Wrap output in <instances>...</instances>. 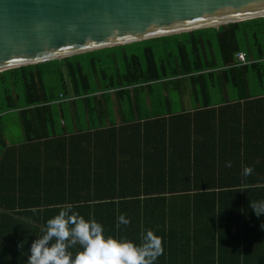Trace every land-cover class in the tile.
Masks as SVG:
<instances>
[{"label":"trees","instance_id":"16d2710c","mask_svg":"<svg viewBox=\"0 0 264 264\" xmlns=\"http://www.w3.org/2000/svg\"><path fill=\"white\" fill-rule=\"evenodd\" d=\"M167 40L175 51L161 55ZM135 44L141 55L128 52ZM237 52L249 62L236 65ZM0 92V116L21 109L23 130H77L61 144L85 147L62 158L90 160L88 180L43 183L40 204L24 200L37 211L0 212V264H27L68 204L107 236L139 243L152 230L164 247L156 264H264V214L250 206L264 200L263 17L3 70Z\"/></svg>","mask_w":264,"mask_h":264},{"label":"water","instance_id":"95a60500","mask_svg":"<svg viewBox=\"0 0 264 264\" xmlns=\"http://www.w3.org/2000/svg\"><path fill=\"white\" fill-rule=\"evenodd\" d=\"M264 18V0H0V71Z\"/></svg>","mask_w":264,"mask_h":264},{"label":"crops","instance_id":"0c3cea01","mask_svg":"<svg viewBox=\"0 0 264 264\" xmlns=\"http://www.w3.org/2000/svg\"><path fill=\"white\" fill-rule=\"evenodd\" d=\"M58 98L57 101L50 104L51 110L56 113V116L53 115L56 120H53L52 128L55 124L59 128L62 127L63 121L59 119L56 108L63 101V98L60 94ZM184 100L186 99L184 98ZM20 110L9 111L4 114L14 112L21 126ZM35 120L38 121L39 116ZM45 122H48L47 117H45ZM37 125L40 126L38 123ZM0 127L2 128L0 137L3 138V144L0 141V151L7 152L6 158L3 160L0 158L1 213L11 215L15 212L24 213L27 209H35L34 207L40 204L43 197L41 191L43 183L62 182L65 177L69 176L74 177L71 182H76L75 179L82 182L90 178V175L84 171L90 161L87 157L65 160L61 155V152L68 149L81 151V148L85 147L74 143L69 144V146L66 143L61 144L62 138H69L77 130H41L40 128L39 130H23L21 126V130L13 134L11 133L12 130H4L2 125ZM216 132L220 133L221 130H216ZM44 189L49 191V185H45ZM27 199L33 203L34 207L27 208L24 204V200ZM18 205H21L22 208L17 207ZM7 225V229H12L18 224L8 222Z\"/></svg>","mask_w":264,"mask_h":264},{"label":"clouds","instance_id":"9594fccd","mask_svg":"<svg viewBox=\"0 0 264 264\" xmlns=\"http://www.w3.org/2000/svg\"><path fill=\"white\" fill-rule=\"evenodd\" d=\"M225 167H231V162ZM251 172V167L243 170L245 176ZM250 206L257 216L264 214V200ZM118 220L122 225L130 223L123 214ZM76 246L79 251L74 255L70 249ZM163 252L162 238L152 230H147L139 243L107 236L101 223L86 219L68 204L46 221L44 234L31 244L27 264H156Z\"/></svg>","mask_w":264,"mask_h":264},{"label":"rangeland","instance_id":"374dc122","mask_svg":"<svg viewBox=\"0 0 264 264\" xmlns=\"http://www.w3.org/2000/svg\"><path fill=\"white\" fill-rule=\"evenodd\" d=\"M174 41H171V40H167V41H164V42H159L156 44V46H159V48L157 49V52L161 55H164L166 54L167 52H170V51H175V47H174ZM161 43H165L166 46L165 47H162V44ZM143 44V43H142ZM142 44H135L133 46L132 49L128 50V52H132V53H135V54H138V55H141V52H142ZM169 46H172L169 47ZM214 57L215 59H218L219 58V55H218V51L215 50L214 51ZM58 87L55 86L54 87V91L55 93H57L58 91ZM0 95L1 97L3 98L4 94L2 92H0ZM22 103L21 101L19 102V104ZM174 108H176V106H174ZM0 125H2L4 128V130H12L11 133H17L18 130H21V126L19 124V120H18V117L15 115V113H9V114H4L1 118H0ZM8 137V136H7Z\"/></svg>","mask_w":264,"mask_h":264},{"label":"built area","instance_id":"2783aa9c","mask_svg":"<svg viewBox=\"0 0 264 264\" xmlns=\"http://www.w3.org/2000/svg\"><path fill=\"white\" fill-rule=\"evenodd\" d=\"M235 61H236V65H244V64H247L249 62L246 59V55L244 52H237L235 54Z\"/></svg>","mask_w":264,"mask_h":264}]
</instances>
